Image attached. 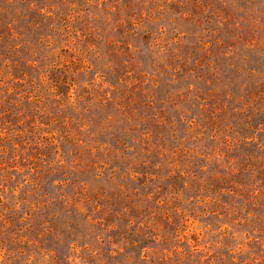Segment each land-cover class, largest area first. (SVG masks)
I'll list each match as a JSON object with an SVG mask.
<instances>
[{"label":"rangeland","instance_id":"obj_1","mask_svg":"<svg viewBox=\"0 0 264 264\" xmlns=\"http://www.w3.org/2000/svg\"><path fill=\"white\" fill-rule=\"evenodd\" d=\"M0 264H264V0H0Z\"/></svg>","mask_w":264,"mask_h":264}]
</instances>
